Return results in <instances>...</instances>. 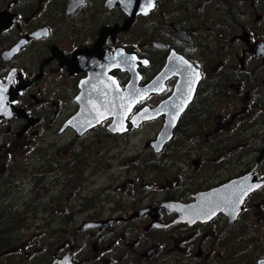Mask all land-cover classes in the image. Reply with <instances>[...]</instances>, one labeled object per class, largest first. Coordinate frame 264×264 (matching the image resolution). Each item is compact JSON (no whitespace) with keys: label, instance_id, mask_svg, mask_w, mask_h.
Segmentation results:
<instances>
[{"label":"flooded vegetation","instance_id":"af4514ba","mask_svg":"<svg viewBox=\"0 0 264 264\" xmlns=\"http://www.w3.org/2000/svg\"><path fill=\"white\" fill-rule=\"evenodd\" d=\"M0 84V264H264V0H0Z\"/></svg>","mask_w":264,"mask_h":264},{"label":"water","instance_id":"95a60500","mask_svg":"<svg viewBox=\"0 0 264 264\" xmlns=\"http://www.w3.org/2000/svg\"><path fill=\"white\" fill-rule=\"evenodd\" d=\"M166 72V71H165ZM157 82V81H156ZM155 82V83H156ZM88 83H89V80H88V82L86 83V87H87V85H88ZM154 83V84H155ZM187 79H184V80H182L181 81V83H180V85L182 86V87H184V86H186L187 85ZM3 85L2 84H0V92L3 90L2 87ZM180 86V87H181ZM85 87V88H86ZM146 89H153V87L151 86V87H148V88H146ZM86 90V89H85ZM130 91H128V93H129ZM148 93H152V91L150 92V91H148ZM86 94H87V92H86ZM150 94H148V95H150ZM87 96L88 95H85V98H87ZM172 101V100H171ZM168 105H172V104H167L166 106H168ZM87 115H89V114H87ZM76 121V120H75ZM98 124V122L97 121H93V120H81V121H76L75 122V124L79 127V126H84V127H94L95 125H97ZM75 125V126H76ZM76 126V127H77ZM175 126H176V122H167L166 124H165V126H164V128H163V130H162V132H161V134H160V136L158 137V139H157V142H154V144H156V145H158V146H161V144L160 143H166V142H168L170 139H171V137H172V134H173V129L175 128ZM160 142V143H159ZM247 183V179H243V180H241L240 181V183H239V186L241 187V188H243V186H245V184ZM243 197L244 196H242V194H241V196H240V204L242 203V201H243ZM261 264V263H260Z\"/></svg>","mask_w":264,"mask_h":264},{"label":"rangeland","instance_id":"374dc122","mask_svg":"<svg viewBox=\"0 0 264 264\" xmlns=\"http://www.w3.org/2000/svg\"><path fill=\"white\" fill-rule=\"evenodd\" d=\"M47 135V138H48V140H51V142H52V146H60L61 145V141L59 140V136H57L56 134H52V133H48V134H46ZM151 136V134H149V133H146V134H144V135H141V138L143 139V140H146V137H150ZM138 142H140V140L138 139L137 140ZM63 143L65 144L66 142H64L63 141Z\"/></svg>","mask_w":264,"mask_h":264}]
</instances>
